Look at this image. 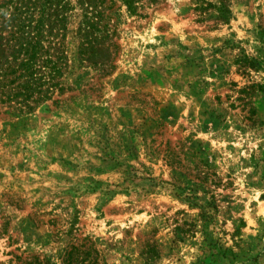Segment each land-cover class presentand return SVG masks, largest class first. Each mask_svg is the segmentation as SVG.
<instances>
[{
  "label": "rangeland",
  "instance_id": "374dc122",
  "mask_svg": "<svg viewBox=\"0 0 264 264\" xmlns=\"http://www.w3.org/2000/svg\"><path fill=\"white\" fill-rule=\"evenodd\" d=\"M88 1L0 0V58L15 35L63 72L0 103V264H264V0L113 7L80 62Z\"/></svg>",
  "mask_w": 264,
  "mask_h": 264
},
{
  "label": "trees",
  "instance_id": "16d2710c",
  "mask_svg": "<svg viewBox=\"0 0 264 264\" xmlns=\"http://www.w3.org/2000/svg\"><path fill=\"white\" fill-rule=\"evenodd\" d=\"M155 1L89 0L80 4V9L75 13L78 18L72 33V38L76 42L77 59L81 62L92 55L95 56L96 48L101 44L99 40L109 39L104 48L112 50L116 48L113 37L117 39V34L113 24L109 22L111 16L108 14L113 7L119 9L123 6L129 15L142 17L144 14L138 9L147 6L145 2L153 3ZM208 8H213L215 12H205ZM192 9L205 12L202 19L214 17L226 21L230 15L229 9L222 1L212 4L196 0ZM10 41L7 45V53L0 58V103H8L10 106V103L13 102L12 109L29 110L32 108L30 103H36L41 96H45L41 95L45 92L42 89L45 82H48L47 91L51 88L62 90L58 83L62 82L63 72L60 66H57L55 61L49 57L50 54L43 60L47 65L39 64L38 57L43 52L38 46V42L23 40V38L19 41L15 35H11Z\"/></svg>",
  "mask_w": 264,
  "mask_h": 264
}]
</instances>
